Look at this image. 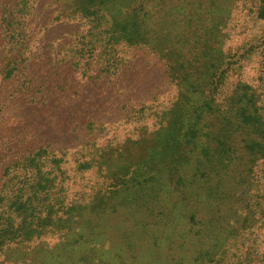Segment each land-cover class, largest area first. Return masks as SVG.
<instances>
[{
	"label": "trees",
	"instance_id": "16d2710c",
	"mask_svg": "<svg viewBox=\"0 0 264 264\" xmlns=\"http://www.w3.org/2000/svg\"><path fill=\"white\" fill-rule=\"evenodd\" d=\"M149 1L124 0L130 9L121 17L117 0H0V255L40 239L38 208L57 199L62 203L56 210L74 212L64 228L69 235L86 223L93 227L92 240L104 234L128 241L142 234L141 241L159 249L148 253L152 264H187L206 255L217 264H264V65L260 61L263 70L255 81L218 84L213 54L221 45L211 25L184 27L193 9L213 0ZM170 6L177 9L168 17ZM257 17L264 21V8ZM122 47L135 50L131 55ZM138 48L165 60L171 85L188 88V110L180 116L194 122L170 140L181 158L177 167L163 171L161 162L153 174L143 165L154 160L150 152L161 136L159 129L151 131L157 112L150 111L152 83L144 70L156 64L140 61ZM263 52H257L260 58ZM84 63L92 74L83 81ZM157 96L152 97L167 94ZM134 129L145 132L138 141L131 138ZM179 138H185V148H179ZM134 144L144 170L126 181L143 186L159 174L151 186H159L160 194L144 201L143 213L137 199L116 206L63 204V198L83 192V184L94 192L93 177L127 172ZM196 157L202 169H193ZM192 179L201 184L199 191L208 186L205 197L213 208L203 218L197 210L203 196L187 193ZM118 213L125 223L120 236L107 222ZM214 230L225 231L229 242L219 259L196 249Z\"/></svg>",
	"mask_w": 264,
	"mask_h": 264
},
{
	"label": "rangeland",
	"instance_id": "374dc122",
	"mask_svg": "<svg viewBox=\"0 0 264 264\" xmlns=\"http://www.w3.org/2000/svg\"><path fill=\"white\" fill-rule=\"evenodd\" d=\"M146 1H148L147 4L150 3L149 0ZM117 3L122 7V10L121 12H116V14L124 17V11L130 9L129 4L128 2L124 4V0H117ZM107 4L104 7H107ZM203 5L205 4L202 3L196 10L193 9L190 17H187L186 20L188 21L184 27L187 31H191L196 26L208 30V28L210 29L209 24L211 25V34L215 41L221 45H219L220 48L218 47L213 54V58H215L217 63V70H219V73H216L214 77L215 82L218 84L220 82H228V84L234 82L232 83L233 85L240 78L244 81H255L258 79L257 75H261V71L263 70V67H258L260 66V61L262 63L261 66L264 65V57L261 55L262 57L260 58L259 53H257L264 51V21L259 20L257 16L264 8V0H213L212 5H207L206 7ZM171 6L165 12L168 14V17L177 9ZM122 48L123 51L130 52L131 55L135 50L133 49L134 47ZM136 53L141 55L137 56L140 61L145 60L151 62L152 65L156 64V68L153 71H148V67L144 70L151 78L148 82L152 83L150 85L151 92L147 94V97L150 96L148 101L155 104V106L150 111L154 110L157 112L154 123L150 122L152 127H154L151 131L159 129L161 136L156 140L155 149L150 152L154 160L150 163L148 161L143 165H150L146 172L151 171V174H153L157 172L161 162H165L163 171L169 167L172 169L177 167L176 163L181 158L174 154L177 147L170 140L175 138L179 130L182 132L185 128L194 126V122L192 123L186 118L181 119L180 115L186 113L188 110L186 100L189 99L187 97L184 98L187 95L186 89L188 88L181 86L179 90L177 86L175 87L169 83L165 60L162 58L158 59L154 53L141 48H138ZM252 54L254 55L250 59ZM126 57H129V55H126ZM91 60V58L88 59V61ZM84 66L79 77L83 81L92 74V66L87 63H84ZM143 67L145 68V65ZM143 67L141 68L144 69ZM162 90L167 94V97L157 100L156 98H159L157 95ZM159 118L160 120H158ZM187 123L188 125L186 126ZM144 133L142 129H134L131 138L138 141ZM184 141L185 138H179V148H185ZM138 148L134 144L128 149L127 172L120 170L115 176L107 178L100 177L97 179L93 177L92 183H94L92 187L96 188L94 192L91 191L92 189L87 184H83V192L80 191L78 194L70 196L67 199L63 198L65 200L63 204L69 207L73 205H86L90 202H93L91 203L93 205L96 202H105L106 204L116 206L117 204L128 203L137 199V206L140 212L143 213V207H140L145 203L144 201L148 197L153 198L160 194L159 186H151L154 180L158 179L159 174L157 173L152 181H147L148 183H145L143 186L136 187L134 184L126 181L128 178L141 175L144 170L143 166L137 165L142 160L137 159L142 156ZM199 161L198 157L191 160L193 169L196 167L202 169L203 166ZM191 181L190 190L187 193L194 198L197 197V193L203 196V198L197 200L199 217L203 218L213 208L211 199L205 197L206 193L209 192L208 186H203V189L199 191L201 184L198 180L194 182L192 179ZM146 185H149V187L147 188ZM153 188L156 189L155 192H153ZM96 191H100L99 195H95ZM110 195L114 197H109ZM55 197L58 196L56 195ZM58 203L62 202L55 199V202H53L55 209H52L53 205L50 202H41L43 208L41 206L38 208L37 215H39L40 219V228L37 232L42 233L44 236L42 235L40 239L32 241L29 245L20 244L18 248H16V245H12L7 249L4 247L5 249H3L0 255V264H152L150 261L148 262V253L150 254L152 251L154 254L159 249L141 241L144 240L142 234L135 235L134 238L132 237L128 241H121L117 237H108L104 234L99 235V239L92 240V237L95 236L93 227L86 223L84 230L73 229L69 235V232L64 228L69 225V219H73L72 215L74 212L66 208H63L66 209L65 211L56 210V204ZM50 210L51 213H49ZM119 211L126 214L128 213V208L120 207ZM143 215H141V222L145 223L148 219H143L145 217ZM50 216L52 217V222L58 220V218H60V221L51 224L52 222L49 223L47 220ZM120 216H122L121 213H118L117 216L111 219L108 218V220L106 219L108 223L111 220L114 224L113 228L115 230L113 231L116 232V236H120L125 227L124 220L120 219ZM101 219L98 218L96 221H100ZM226 234L225 231L219 232L218 230H214L210 240L208 239L200 245L196 244L197 251H203L202 253L211 252L213 255H217L216 257L219 259L229 248L228 240L224 239ZM78 236L83 239H80ZM146 236L148 239V234ZM136 238L139 240H136ZM175 240L180 242L177 238ZM176 247L177 243H175ZM162 252L165 251L163 250ZM208 257L209 255H206V258L203 260L194 261L195 263L188 261L187 264H217V261L207 260Z\"/></svg>",
	"mask_w": 264,
	"mask_h": 264
}]
</instances>
